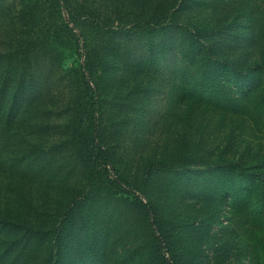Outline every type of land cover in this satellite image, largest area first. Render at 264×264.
Segmentation results:
<instances>
[{"label": "rangeland", "instance_id": "1", "mask_svg": "<svg viewBox=\"0 0 264 264\" xmlns=\"http://www.w3.org/2000/svg\"><path fill=\"white\" fill-rule=\"evenodd\" d=\"M76 1L77 31L102 60L104 123L118 166L131 184L143 183L145 201L155 204L162 223L173 230L172 257L178 264H251L247 245L253 234H242V213L238 208L230 212L225 195L259 193L254 182L238 178L237 164L256 167L264 162V77L230 87L231 93L243 94L238 102L218 95L181 107L180 97L173 94V81L163 80L157 60H149L150 45L155 53L160 47L157 35L148 40L142 29L125 33L126 27L141 19L145 0ZM188 5L177 15L186 36L173 49L206 48L222 57L264 66V0H193ZM192 30L205 36L203 48L189 45ZM56 44L58 54L66 56L64 66L79 68L83 57L61 30ZM167 64L170 72L172 61ZM50 75L39 107L21 109L22 127L46 138L60 128L59 119L68 123L67 102L76 87L64 80L57 66ZM63 111L64 119L59 117ZM194 133L202 138L197 147L189 142ZM196 152L203 168L178 169L193 163ZM62 178L66 181L56 184L64 188L57 190L67 193L83 184L80 174ZM103 223L108 232L99 231L90 242L84 233L74 236L73 247H66L62 255L65 264H156L161 259L162 251L143 235V219L125 204L108 211ZM134 243L144 245V257L134 251ZM72 255L79 263L69 262Z\"/></svg>", "mask_w": 264, "mask_h": 264}, {"label": "trees", "instance_id": "2", "mask_svg": "<svg viewBox=\"0 0 264 264\" xmlns=\"http://www.w3.org/2000/svg\"><path fill=\"white\" fill-rule=\"evenodd\" d=\"M190 1L145 0L141 19L126 27L125 33L142 29L148 40L157 35L160 47L155 53L150 45L149 60H157L163 80L173 81V94L180 97L181 107L218 95L238 102L243 94L231 93L230 87L263 78L264 66L203 48L206 41L200 31H190L189 45L203 49H173L186 36L177 15ZM78 7L76 0H0V264H65L62 255L66 247H73L74 236L84 233L90 242L99 231L108 232L103 219L121 204L143 219L144 237L162 251L156 264H178L171 255L173 230L162 223L155 204L145 201L143 183L131 184L118 166L104 123L102 60L77 31ZM60 30L63 38L77 45L83 57L79 68L64 66L66 56L58 54L56 44ZM168 61H172L170 72ZM55 66L64 80L76 86L67 102L69 119L65 125L59 119L60 128L49 138L39 137L22 127L21 109L39 107ZM63 116L64 111L59 117ZM200 140L194 133L189 142L197 147ZM198 154H193V163L178 169L199 171L203 166ZM237 170L238 178L254 182L259 193H226L225 200L230 212L238 208L242 213V234H253L247 245L251 264H264V162L256 167L237 164ZM63 174H80L83 184L71 193L57 190L64 188L56 184L66 181ZM133 245L142 257L147 254L142 243ZM69 262L79 263L75 255Z\"/></svg>", "mask_w": 264, "mask_h": 264}]
</instances>
